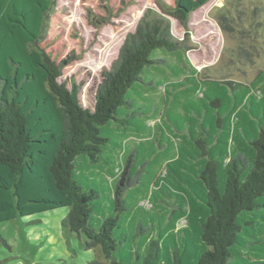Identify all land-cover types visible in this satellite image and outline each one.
Here are the masks:
<instances>
[{"label": "trees", "instance_id": "16d2710c", "mask_svg": "<svg viewBox=\"0 0 264 264\" xmlns=\"http://www.w3.org/2000/svg\"><path fill=\"white\" fill-rule=\"evenodd\" d=\"M209 1L156 0L89 106L61 82L84 42L60 33L56 0H0V223L68 208L62 224L97 249L92 264H264V70L249 84L205 79L172 33L170 19L188 30ZM83 3L100 30L131 0ZM161 88L159 105L149 94ZM141 171L152 183L130 207ZM134 220L151 227L125 234Z\"/></svg>", "mask_w": 264, "mask_h": 264}, {"label": "rangeland", "instance_id": "374dc122", "mask_svg": "<svg viewBox=\"0 0 264 264\" xmlns=\"http://www.w3.org/2000/svg\"><path fill=\"white\" fill-rule=\"evenodd\" d=\"M113 1L120 7L124 0ZM163 1L167 3L168 0ZM148 9L157 11L156 0H131L119 18L95 30L87 23L83 0H56V11L63 16L58 26L60 33L65 35L76 29L84 42L82 58L64 69L61 82L70 89L73 84L77 85L84 105H93L97 88L103 80V70L118 59L127 36L135 32ZM221 13L229 17L227 23L231 30L221 27ZM170 21L173 35L190 48L185 55L186 61L203 78L249 84L264 70V0H210L191 14L188 30H184L175 19ZM241 48L251 53L250 61L240 59L242 56L239 58ZM159 56L163 57L161 51L154 53V57ZM165 58L184 71L182 77L188 74L183 60L179 61L168 53ZM158 78L169 80L164 74ZM149 96L155 104L162 105L164 89ZM105 135L109 137L112 133L106 132ZM153 167L151 164L143 169L149 171ZM140 176L142 180L129 189L132 193L128 196L127 192L130 207L135 203V195L152 183L150 172L141 171ZM68 214V208H63L0 223V264H92L98 261L97 249L88 248L84 237L64 228L62 221ZM122 218L127 222L126 215ZM136 223L151 227L148 220H134L130 225L129 222L122 223L124 233L129 234ZM143 238L141 235L139 241ZM117 256L121 259L120 253Z\"/></svg>", "mask_w": 264, "mask_h": 264}]
</instances>
